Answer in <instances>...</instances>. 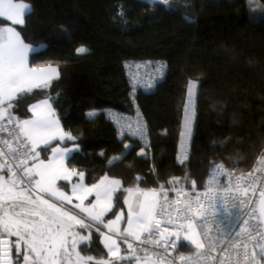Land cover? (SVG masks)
Returning <instances> with one entry per match:
<instances>
[{"label": "trees", "instance_id": "16d2710c", "mask_svg": "<svg viewBox=\"0 0 264 264\" xmlns=\"http://www.w3.org/2000/svg\"><path fill=\"white\" fill-rule=\"evenodd\" d=\"M24 2L34 14L19 31L26 43L44 47L34 53L32 65L60 69L47 95L66 131L77 137L64 143L80 146L69 164L85 173L87 184L107 173L130 186L139 175L140 186L151 188L157 186L156 173L161 183L190 173L200 189L210 161L240 174L258 167L264 150V0ZM80 46L88 53L77 54ZM130 61L165 62V75L151 91L133 92ZM189 80L199 84L194 134L190 160L179 167L175 154ZM43 98L35 95L21 104V114ZM134 104L147 127L145 156L138 154L142 142L120 137L109 117L111 111L134 114ZM91 110L94 117L87 116ZM125 144L132 145L129 154L110 166ZM92 240L103 249L97 235Z\"/></svg>", "mask_w": 264, "mask_h": 264}, {"label": "snow or ice", "instance_id": "6c2138e0", "mask_svg": "<svg viewBox=\"0 0 264 264\" xmlns=\"http://www.w3.org/2000/svg\"><path fill=\"white\" fill-rule=\"evenodd\" d=\"M33 14L24 0H0V18L10 22L0 27V264H264V184L256 195L257 182L264 179L256 176L264 174V150L258 167L246 176H234L224 162L210 161L199 192L190 173L163 183L156 173L157 186L151 188L140 186L144 178L139 175L130 186L107 173L85 183V173L69 166L80 146L61 147L77 137L65 131L47 95L60 69L52 63L30 64L34 47L16 27L26 30L27 17ZM186 20L193 22L191 17ZM76 52L87 54L88 49L80 46ZM149 65L154 72L146 81L133 76V92L137 85L150 89L163 78L165 62ZM186 89L179 165L191 157L195 112L189 104L197 82L189 80ZM35 95L45 98L21 114V104ZM95 115V110L87 113ZM115 120L121 136L127 132L146 140L139 113L134 121L123 116ZM145 147L149 145L140 148V156H145ZM131 148L125 144V152L109 165L121 163ZM93 232L103 249L93 247Z\"/></svg>", "mask_w": 264, "mask_h": 264}, {"label": "built area", "instance_id": "2783aa9c", "mask_svg": "<svg viewBox=\"0 0 264 264\" xmlns=\"http://www.w3.org/2000/svg\"><path fill=\"white\" fill-rule=\"evenodd\" d=\"M137 66H139V67H137ZM126 69H127V74L129 75V85H130V86H132V78H133V76H138V77L141 78L142 80L146 81V80L148 79V76L154 72V69L149 65V62H146V61H142V62H134V61H130L129 63H127V65H126ZM164 75H165V70H164ZM163 77H164V76H163ZM160 79H161V78H158L156 81H158V80H160ZM197 84H198V83H197ZM198 86H199V84H198ZM154 87H155V84H154V86H153L152 88H150V89H146L143 85H137L136 90H139V89H140V90H145V91H151ZM132 88H133V87H132ZM136 90H135V91H136ZM187 100H188V97H187ZM187 100H186V102H187ZM194 107H195V106H194ZM134 110H135V112H134V114H132V115L121 114V113L118 114V113H116L115 111H111V112L109 113V117H110V119L113 121V123H115V125H116V127H117L118 134H120V125L116 123V120H115V117H116V116L127 117V118H130V119H132V120L134 121V120L136 119V117H137V113H139L140 119H141V121H142V118H141V111H140V109H138V107H137L136 104H134ZM194 112H195V111H194ZM194 122H195V119H194ZM194 122H193V127H192V137H191V141H192L193 134H194V131H193V129H194ZM142 123L144 124L143 121H142ZM180 131H182V125H181V129H180ZM124 136L131 137L127 132H125L123 136L120 135V137H124ZM131 138L134 139L135 137H131ZM136 139H138V138H136ZM138 140H139V139H138ZM139 141H140V140H139ZM180 142H181V136H180V138H179V142H178L179 145H178V148H177V151H176V154H175V155H176L175 162H176V164H177L179 167H183V166H185V165L188 164V162H189L190 159H189L188 161H186L184 165H179V164L177 163V155H178V152H179V149H180ZM147 143H148V133H146V140L143 141L142 144L145 145V144H147ZM191 145H192V143H191ZM190 151H191V146H190ZM229 171L233 172V173H234V176H246V175H247V173L240 174V173H238L236 170H232V169L229 170ZM248 173H249V172H248ZM207 176H208V174H207ZM256 176H257V177H262V176H264V174L257 172V173H256ZM206 178H207V177H206ZM220 179H221L222 182H225V178H224V177H221ZM232 184H233V186L235 185V179H234V178H233V180H232ZM261 184H264V179H260V180L257 182V185H256V187H257V193H256V195H257V196L259 195V188H260ZM242 186H245V185L243 184V182H242ZM186 187H188L189 191H191V186H190V184L186 185ZM196 191H197V192H199V191H203V188H200V189H197V188H196ZM192 194L195 195V193H192ZM250 194H251V193H250ZM169 197H170V198H175V194L170 192V193H169ZM125 246H126V245H125ZM181 251L185 252V254H188V249H186V248H181Z\"/></svg>", "mask_w": 264, "mask_h": 264}, {"label": "crops", "instance_id": "0c3cea01", "mask_svg": "<svg viewBox=\"0 0 264 264\" xmlns=\"http://www.w3.org/2000/svg\"><path fill=\"white\" fill-rule=\"evenodd\" d=\"M26 3V2H25ZM0 20H1V22H0V27H3V26H5V25H10V22L9 21H7V20H4V19H2V18H0ZM17 27V30L19 31V29H20V27L21 26H16ZM22 34V33H21ZM33 47H34V52H32V53H30L29 54V61H30V64H31V58L33 57V55H34V53H36V52H38V51H41V50H43L44 49V47L43 46H34L33 45ZM38 101V100H37ZM52 102V101H51ZM52 106H53V108L55 109V112H56V115L57 116H59V114H57V111H56V108H55V105H54V102H52ZM196 108V107H195ZM29 115H31V113H29ZM60 117V116H59ZM61 121V120H60ZM61 125H62V122H61ZM63 126V125H62ZM63 128H64V126H63ZM65 129V128H64ZM65 131H66V129H65ZM65 142H67V141H65ZM69 142V141H68ZM54 144L56 143V142H53ZM74 145H76L75 143L74 144H72V143H64V142H62L61 143V147H68V148H72ZM75 154V153H74ZM73 154V155H74ZM69 166H70V164H69ZM71 167V166H70ZM76 179H78V177H74L73 178V180H76ZM61 183H63V182H61ZM85 183H86V175H85ZM69 187H70V185H69ZM74 202H76V201H74ZM87 203V202H86ZM125 212H126V206H125ZM111 215V213L109 214V217H111L110 216ZM123 226V225H122ZM106 231V230H105ZM93 234H95V235H97V237H98V239H99V242H100V240H101V238L99 237V234H97V233H95V232H93ZM15 239V238H14ZM102 247H103V245H102ZM121 247H122V249H126V246L125 245H121ZM106 251V250H105Z\"/></svg>", "mask_w": 264, "mask_h": 264}, {"label": "bare ground", "instance_id": "6f19581e", "mask_svg": "<svg viewBox=\"0 0 264 264\" xmlns=\"http://www.w3.org/2000/svg\"><path fill=\"white\" fill-rule=\"evenodd\" d=\"M197 98V91L194 93L191 103L189 104V108L192 110L194 108L195 102ZM188 103V100H187ZM194 110V109H193ZM195 111V110H194Z\"/></svg>", "mask_w": 264, "mask_h": 264}, {"label": "rangeland", "instance_id": "374dc122", "mask_svg": "<svg viewBox=\"0 0 264 264\" xmlns=\"http://www.w3.org/2000/svg\"><path fill=\"white\" fill-rule=\"evenodd\" d=\"M147 1H151V0H147ZM156 1H159V0H156ZM197 90H198V89H197ZM186 103H187V102H186ZM195 103H196V102H195ZM194 106H195V105H194ZM193 109L195 110V107H194ZM193 109H192V110H193ZM12 239H14V237H13ZM123 264H128V262L125 261V262H123Z\"/></svg>", "mask_w": 264, "mask_h": 264}, {"label": "water", "instance_id": "95a60500", "mask_svg": "<svg viewBox=\"0 0 264 264\" xmlns=\"http://www.w3.org/2000/svg\"><path fill=\"white\" fill-rule=\"evenodd\" d=\"M127 262V261H126Z\"/></svg>", "mask_w": 264, "mask_h": 264}]
</instances>
